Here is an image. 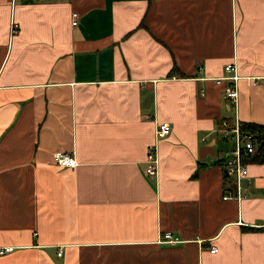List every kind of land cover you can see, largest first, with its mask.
Returning a JSON list of instances; mask_svg holds the SVG:
<instances>
[{"label":"crops","instance_id":"crops-1","mask_svg":"<svg viewBox=\"0 0 264 264\" xmlns=\"http://www.w3.org/2000/svg\"><path fill=\"white\" fill-rule=\"evenodd\" d=\"M223 120L264 123V0H0V264H264V163L237 197Z\"/></svg>","mask_w":264,"mask_h":264},{"label":"built area","instance_id":"built-area-1","mask_svg":"<svg viewBox=\"0 0 264 264\" xmlns=\"http://www.w3.org/2000/svg\"><path fill=\"white\" fill-rule=\"evenodd\" d=\"M77 13H72V25L77 23ZM18 27V23L12 21L11 24V33H15L16 29ZM234 70V63H227L224 65V71L226 72H233ZM226 78L231 79L228 83H226L224 88V97L228 99L232 104L235 106L237 105V97H238V88L235 84V80L237 78V75L233 74L231 76H226ZM221 80V78H218L215 80L216 83H218ZM171 126L169 122L162 121L160 123H157L155 128V134L157 137H163L170 133ZM221 135L226 138L227 135L231 132L233 134V138L235 139V148L231 151V154L226 159L225 163V172H227L228 175L235 177V184L238 187V194L237 197L243 196L244 191L248 189V185H241L240 181L242 178H248V171L246 168V165L243 162L242 156L243 155H249L250 153H253L256 149V140L253 137V134L250 132H241L240 128H238V124H235L234 127L228 128L227 122L223 120L221 122ZM53 162H55L58 166H68V167H75L77 165V162L75 160V157L67 152V151H55L52 155ZM146 166L144 168V172L147 175H156L157 171V165H158V159L156 157V145L149 144L146 152ZM230 193H226L223 195V198L230 197ZM161 242H176L177 238L172 235L171 232H165L163 235V239L160 240ZM7 248L5 246H0V254L4 253ZM216 248L210 247V251H215ZM57 253H61V249L58 248Z\"/></svg>","mask_w":264,"mask_h":264},{"label":"trees","instance_id":"trees-1","mask_svg":"<svg viewBox=\"0 0 264 264\" xmlns=\"http://www.w3.org/2000/svg\"><path fill=\"white\" fill-rule=\"evenodd\" d=\"M238 128H240L241 132H250L253 134V137L255 138L257 144L256 149L253 153H250L249 155H243L242 159L243 162H258V163H264V123H255V122H240L238 124ZM242 229L245 230H263L264 227H258V226H242Z\"/></svg>","mask_w":264,"mask_h":264},{"label":"rangeland","instance_id":"rangeland-1","mask_svg":"<svg viewBox=\"0 0 264 264\" xmlns=\"http://www.w3.org/2000/svg\"><path fill=\"white\" fill-rule=\"evenodd\" d=\"M216 80V79H215ZM201 94H202V92H201ZM54 153V152H53ZM53 155V154H52ZM225 169V168H224ZM227 173V172H226ZM245 178V177H244ZM244 178H242V179H244ZM248 179V178H247ZM249 180H247V182H248ZM249 188V187H248ZM248 189H246L245 191H244V194H245V192L247 191ZM7 249V251H5V252H8V251H10L11 249H12V247L11 246H5ZM213 247V246H212ZM59 254V253H58Z\"/></svg>","mask_w":264,"mask_h":264},{"label":"water","instance_id":"water-1","mask_svg":"<svg viewBox=\"0 0 264 264\" xmlns=\"http://www.w3.org/2000/svg\"><path fill=\"white\" fill-rule=\"evenodd\" d=\"M224 172H225V169H224ZM225 174H227V173L225 172Z\"/></svg>","mask_w":264,"mask_h":264}]
</instances>
